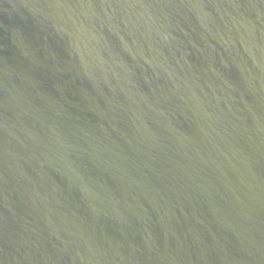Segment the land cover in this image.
Listing matches in <instances>:
<instances>
[{
	"label": "water",
	"instance_id": "water-1",
	"mask_svg": "<svg viewBox=\"0 0 264 264\" xmlns=\"http://www.w3.org/2000/svg\"><path fill=\"white\" fill-rule=\"evenodd\" d=\"M0 264H264V0H0Z\"/></svg>",
	"mask_w": 264,
	"mask_h": 264
}]
</instances>
